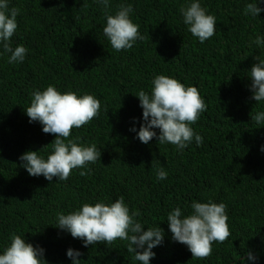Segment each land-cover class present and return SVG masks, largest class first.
<instances>
[{
	"label": "trees",
	"instance_id": "obj_1",
	"mask_svg": "<svg viewBox=\"0 0 264 264\" xmlns=\"http://www.w3.org/2000/svg\"><path fill=\"white\" fill-rule=\"evenodd\" d=\"M191 2L110 0L111 15L121 4L132 6L130 19L144 37L117 52L103 33L106 18L97 0H9V9L20 10L11 45L28 52L22 63L10 64V53L0 55V254L15 233L44 249L47 264H72L69 249L81 253V264H141L126 240L84 247L57 228V213L122 196L130 214L140 212L134 220L142 231L158 226L164 232L149 264H264V123L251 120L264 112V101L251 99L249 73L255 56L264 60V44L254 43L257 36L264 39V11L245 15L255 0H199L216 18L215 34L200 43L180 12ZM257 6L264 8V0ZM157 75L198 88L206 111L190 126L203 138L200 146L193 139L179 150L155 137L147 144L137 138L144 121L136 96L140 90L150 95ZM49 85L100 101L99 115L73 128L70 137L101 152L100 161L87 165L89 175L80 176L86 169L78 168L66 181L49 182L20 166L27 151L40 150L44 158L52 151L56 137L29 122L24 111L33 91ZM161 167L164 180L157 179ZM209 200L226 205L231 236L214 242L208 258L195 259L172 239L167 215L179 207L186 216L194 201Z\"/></svg>",
	"mask_w": 264,
	"mask_h": 264
},
{
	"label": "clouds",
	"instance_id": "obj_2",
	"mask_svg": "<svg viewBox=\"0 0 264 264\" xmlns=\"http://www.w3.org/2000/svg\"><path fill=\"white\" fill-rule=\"evenodd\" d=\"M97 2L103 6L106 18L103 33L115 51L131 49L137 40L144 39L139 31L140 26L130 19V13L133 12L131 5L121 4L115 15H111L110 0ZM260 2L262 0L248 3L244 9L245 15L258 17L260 12L264 11V8L257 6ZM19 11L15 7L9 9V0H0V48L3 49L0 55L10 53V64L22 63L28 52L23 45L14 49L11 45V38L18 28L16 18ZM180 12L187 30L198 38L200 43L215 34L216 18L201 7L199 0H192L187 6H182ZM254 43L259 46L264 44V39L257 36ZM254 60L257 63L252 65L249 72L250 91L253 93L251 99L260 102L264 101V60L258 56H255ZM152 85L150 95L140 90L136 96L144 121L137 133L139 141L147 144L155 137L159 144H172L183 150L194 139L196 145L200 146L203 138L190 126L206 111L205 101L201 98L198 88L185 86L179 80L165 75L155 76ZM100 107V101L91 94L81 96L73 91L62 94L52 85L43 91H33L30 106L24 110L29 122H39L43 133L52 134L56 138L49 144L52 151L46 158L38 155L40 150L27 151L19 157L22 161L20 166L30 176H43L49 182L54 177L58 181H66L72 171L78 168L86 169L79 172L80 176L89 175L91 170L87 169V165L100 161L101 152L94 143L82 145L79 136L74 139L70 137L73 128L79 129L96 118ZM251 120L257 125L264 123V112H257L251 116ZM152 129H159L160 134L157 136ZM261 151L264 152V147ZM167 175L163 167L158 169V180L166 179ZM191 209V213L183 217L179 207L170 211L167 215L168 228L172 239L186 245L192 258L206 259L212 254L214 242L223 243L231 236L226 205L211 200L206 203L194 201ZM140 215L139 211L130 214L129 207L121 196L111 204L83 203L78 210L67 215L57 213V228L70 233L74 239L83 240L84 247L102 242L112 244L117 239L126 240L127 251L135 254L134 259L141 264H149L155 255L152 249L162 244L164 232L158 226L142 231V224L134 220V217ZM66 255L72 260V264H81L77 259L81 255L79 251L69 249ZM247 258L254 259L251 253ZM0 264L47 262L44 259V249L26 243L24 237L13 233L10 235V245L0 254Z\"/></svg>",
	"mask_w": 264,
	"mask_h": 264
}]
</instances>
